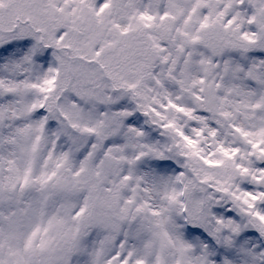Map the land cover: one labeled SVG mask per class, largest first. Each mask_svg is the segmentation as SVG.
<instances>
[{
	"label": "snow or ice",
	"instance_id": "obj_1",
	"mask_svg": "<svg viewBox=\"0 0 264 264\" xmlns=\"http://www.w3.org/2000/svg\"><path fill=\"white\" fill-rule=\"evenodd\" d=\"M0 264H264V0H0Z\"/></svg>",
	"mask_w": 264,
	"mask_h": 264
}]
</instances>
